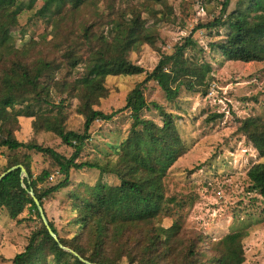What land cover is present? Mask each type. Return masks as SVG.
Listing matches in <instances>:
<instances>
[{
  "label": "trees",
  "instance_id": "16d2710c",
  "mask_svg": "<svg viewBox=\"0 0 264 264\" xmlns=\"http://www.w3.org/2000/svg\"><path fill=\"white\" fill-rule=\"evenodd\" d=\"M36 1L0 0V17L17 22L28 13L30 22L45 27L38 41L32 38L22 51L14 49L17 39L0 29V149L12 153L0 176L15 166H22L28 175L22 178L17 169L0 181V212L21 224L19 217L28 210L35 221L27 245L11 264H243L242 233L213 238L182 228L179 217L163 227L166 219H172L173 207H180L178 197L169 194L168 181L185 144L173 114L159 104H149L145 94L154 83L171 103L182 90L207 96L213 70L194 39L202 30L216 31L218 41L208 46L225 61L264 63V0H234L236 8L228 14L233 0H224L219 17L194 28L171 55L161 56L150 73L135 65L130 54L142 46H155L157 31L141 21V14L154 19V6L169 10L167 0H144L124 8L125 0H41L42 6L34 11ZM187 52L199 55L200 61L187 57ZM139 76L145 77L127 94L122 109L110 114L98 109L109 95V79ZM72 101L84 120L81 131L66 128ZM151 108L160 124L143 117ZM123 113L129 115L130 124L125 138L112 146L114 160L105 156L103 162L81 160L91 128ZM216 118L211 115L206 122ZM20 119L31 120L34 134L53 135L61 148L40 145L35 139L19 141ZM237 123L236 133L242 135L253 121ZM22 151L43 156L44 166L37 174L30 156ZM81 171L97 173V179L91 185L72 186L73 172ZM52 175H56L54 184L48 182ZM246 178L248 191L264 204V164L251 166ZM106 186L119 190L113 210ZM64 189L74 214L69 225L75 232L70 238L59 235L44 208V202ZM30 192L58 242L43 224Z\"/></svg>",
  "mask_w": 264,
  "mask_h": 264
},
{
  "label": "rangeland",
  "instance_id": "374dc122",
  "mask_svg": "<svg viewBox=\"0 0 264 264\" xmlns=\"http://www.w3.org/2000/svg\"><path fill=\"white\" fill-rule=\"evenodd\" d=\"M143 1L125 0L121 6L139 5ZM223 2L167 0L169 10L154 6V19L148 13H142L141 21L147 27L156 29L158 40L153 48L142 46L131 53L132 62L147 73L152 72L161 56L171 55L194 28L199 24L205 26L212 23L219 17ZM41 3V0L36 1L34 11L39 10ZM236 5V1H231L226 14L233 11ZM162 11H166L165 14ZM17 20L0 17V29L15 37L17 42L14 49L22 51L32 38L38 41L45 27L34 20L30 22L28 13ZM224 32L225 29L219 30L221 36ZM194 39L198 48L205 50L204 56L213 70L207 96L182 90L177 100L171 103L165 100L163 92L154 83L150 84L145 94L149 104H159L173 114L185 144L184 154L172 168L168 181L169 194L178 197L180 207L174 206L170 215L172 219H166L162 225L168 228L179 217L182 228L203 231L213 238L227 233H242L243 264H264V204L257 194L248 191L246 178V172L251 166L264 164V63L225 61L208 46L218 41L214 30L210 33L205 30L196 32ZM186 55L194 61H200V56L194 55V52H187ZM144 77L109 79L106 84L109 95L101 101L98 109L105 114L122 109L127 94ZM76 105L77 102L72 101L67 106L66 128L81 131L84 120L76 113ZM211 115H216V120L213 123L206 122V118ZM143 117L161 123L153 108L144 111ZM247 119L253 123L244 134H237V121ZM30 122V119L19 120L20 130L16 133L19 141L27 143L35 139L40 145L61 148L60 141L53 135L41 132L34 134ZM129 124L130 118L126 113L117 115L112 122H97L91 128V140L80 159L99 158L103 162L105 156L113 161L115 156L112 146L125 138ZM64 150L61 149L62 152ZM22 152L30 156L31 167L34 174H37L44 166L43 156ZM10 155L12 153L0 149V174ZM197 166H200L199 169H194ZM97 175L87 171L73 172L71 184L91 185ZM55 181L56 175L48 180L51 184ZM118 193L119 190H111L106 186L110 210L115 206ZM67 194L68 189L61 190L52 200L44 202L48 220L53 222L63 238H70L75 232V227L69 225L74 214L70 211ZM254 199L259 201L255 202ZM20 218L22 222L17 224L5 212H0V264H11L15 255L23 251L35 228L34 217L29 215L28 210Z\"/></svg>",
  "mask_w": 264,
  "mask_h": 264
},
{
  "label": "water",
  "instance_id": "95a60500",
  "mask_svg": "<svg viewBox=\"0 0 264 264\" xmlns=\"http://www.w3.org/2000/svg\"><path fill=\"white\" fill-rule=\"evenodd\" d=\"M17 169L20 170V176H21L22 178H28V175H27L25 169H24L22 166H15V167H12V168H10L9 170H7L5 173H3V174L0 176V181H1L4 177H6L8 174H10L11 172H13V171H15V170H17ZM30 195H31L32 198H33L34 204H35L36 207H37V210H38V212H39V215H40V217H41V220H42L43 224L46 226V228H47V230H48L50 236H51L56 242H58L56 235H55V234L50 230V228H49V224H48L47 219H46V217H45V215H44L43 209H42L41 206H40L39 201L35 198V196L33 195L32 192H30ZM61 248H63V247H61ZM85 263H86V264H89L88 262H85Z\"/></svg>",
  "mask_w": 264,
  "mask_h": 264
}]
</instances>
